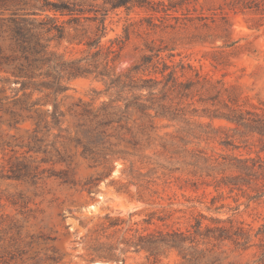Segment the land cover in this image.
<instances>
[{"label":"rangeland","instance_id":"374dc122","mask_svg":"<svg viewBox=\"0 0 264 264\" xmlns=\"http://www.w3.org/2000/svg\"><path fill=\"white\" fill-rule=\"evenodd\" d=\"M150 1L149 10L110 12L102 42L123 37L127 31L128 39L113 65L119 75H126L143 55H151V47L166 49L160 57L177 66L186 97L172 93L163 98L160 86L151 91L107 90L106 79L94 75L63 79L67 89L56 102L65 116L60 128L50 131L48 141L60 148L68 146L75 168L73 185L53 177L37 184L2 178L12 154L3 142L17 145L14 150L21 153L20 140L31 128L30 123L19 130L3 125L0 264H192L167 247L149 255L141 248V236L191 231L200 216L203 228L242 227L250 241L242 249L229 241L199 238L193 250L195 264H262L259 245L264 238L257 233L264 225V153L259 152L263 141L225 118V89L239 96L240 105L247 99L264 109L260 104L264 102V0ZM10 13L5 10L0 17ZM81 33L82 27L67 29L63 40L46 42L47 51L58 61L86 62L90 56L72 42ZM48 67H39L37 80L52 81L45 75ZM10 75L0 72V78ZM142 75L162 79L152 69ZM8 87L5 84L8 103L21 97L22 92ZM138 95L144 109L131 106L123 114ZM54 98L44 88L34 90L31 101L39 100L40 109L47 110ZM76 104L93 113L107 109L116 119L125 115L120 124L107 127L103 144L87 158L70 141L78 130V119L69 112L78 108ZM243 107L253 111L249 104ZM163 109L180 113L172 117ZM126 128H133L137 146L128 143V135L122 138ZM45 167L60 170L65 165ZM106 215L117 220L115 226Z\"/></svg>","mask_w":264,"mask_h":264},{"label":"trees","instance_id":"16d2710c","mask_svg":"<svg viewBox=\"0 0 264 264\" xmlns=\"http://www.w3.org/2000/svg\"><path fill=\"white\" fill-rule=\"evenodd\" d=\"M150 4V0H0V14H3L5 10H11L9 17H0V32L4 34V37L0 35V72L11 74L0 78V85H2L0 87V130L3 125L8 130H19V126L25 123L31 125L30 129L24 130L26 135L20 140L19 148L23 149V152L18 153L14 150L17 145L3 142L4 147L9 148L12 154L6 159L2 178L37 184L45 178L53 177L65 184H75L73 156L69 153L68 146L62 145L60 148L56 146V142L48 141L50 131L53 128H60L65 116L56 102V97L67 89L62 83L65 78L69 80L94 75L95 78L106 79L107 90L127 87L130 90L146 88L151 91L160 86L163 98L172 93L186 97L184 90L187 87L179 80L177 66L168 65L160 57L161 52L166 49L151 47L149 49L152 52L151 55H143L126 75H119L114 72L113 65L128 39L127 31L125 30L123 37L102 42L107 36L106 20L110 12L123 8L128 13L135 7L149 10ZM11 6L14 9H10ZM78 27H82V33L73 36L72 42L82 47L81 51L90 56V61L66 62L54 59L53 54L47 51L46 42L61 41L66 38L67 29L72 28L77 31ZM44 64L49 65L45 75L52 76V81L37 80L36 72ZM150 69L154 74H160L162 79L142 75ZM5 84L9 86L8 89L11 92H22L21 97H12L8 103L9 97L4 95L7 90ZM12 84L14 87H11ZM44 88L50 89L55 97L52 109L41 110L39 100L31 101L32 92ZM225 92L228 98V102H225L227 111L225 118L259 135L263 141L259 152L264 153V109L247 103V99L244 104H249L253 111L244 109V104H239L238 95L228 89H225ZM149 93L152 94V92ZM140 97V95L135 96L131 103L126 104V111L123 114L131 106L143 110L144 105L138 102ZM260 104L264 107V102ZM76 106L77 109L69 110L78 119V130L70 141L76 143L74 148H82L81 155L87 158L96 153L97 148L103 144L107 127L112 123L120 124L125 115L116 119L107 109L100 113H93L86 105L76 104ZM162 113H168L174 117L179 115L180 110L163 109ZM126 132L122 134V138L128 135V143L133 147L137 146L133 128H126ZM39 156L41 158L38 160ZM49 164L51 166L64 164L65 168L55 170L52 167H45ZM105 219L111 226L116 225L117 220H112L107 215ZM203 219V216L196 219L191 225V231L172 230L165 233L158 231L142 235L141 248L149 255H157L161 247L174 249L183 259L193 261L192 264H195L193 250L198 239L202 237L229 241L237 248H247L250 235L244 228L237 227L235 230L225 227L205 226L203 228ZM151 221L152 217L145 222L149 224ZM257 234L264 238V225ZM259 248L260 262L264 264V242L259 245Z\"/></svg>","mask_w":264,"mask_h":264}]
</instances>
